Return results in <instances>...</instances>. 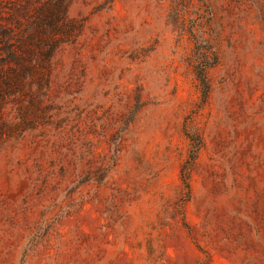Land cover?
I'll return each instance as SVG.
<instances>
[{"label": "rangeland", "instance_id": "rangeland-1", "mask_svg": "<svg viewBox=\"0 0 264 264\" xmlns=\"http://www.w3.org/2000/svg\"><path fill=\"white\" fill-rule=\"evenodd\" d=\"M0 264H264V0H0Z\"/></svg>", "mask_w": 264, "mask_h": 264}, {"label": "trees", "instance_id": "trees-1", "mask_svg": "<svg viewBox=\"0 0 264 264\" xmlns=\"http://www.w3.org/2000/svg\"><path fill=\"white\" fill-rule=\"evenodd\" d=\"M51 51H53V49H51ZM9 53H11V55H17L16 51L13 50L12 48L9 49Z\"/></svg>", "mask_w": 264, "mask_h": 264}]
</instances>
